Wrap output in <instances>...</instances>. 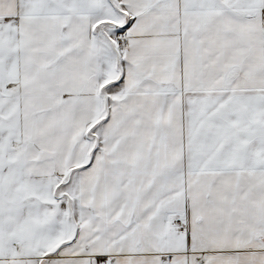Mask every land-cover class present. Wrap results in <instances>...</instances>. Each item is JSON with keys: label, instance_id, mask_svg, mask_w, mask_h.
I'll list each match as a JSON object with an SVG mask.
<instances>
[{"label": "snow or ice", "instance_id": "obj_1", "mask_svg": "<svg viewBox=\"0 0 264 264\" xmlns=\"http://www.w3.org/2000/svg\"><path fill=\"white\" fill-rule=\"evenodd\" d=\"M0 264H264V0H0Z\"/></svg>", "mask_w": 264, "mask_h": 264}]
</instances>
